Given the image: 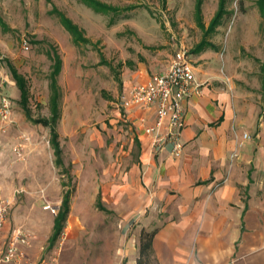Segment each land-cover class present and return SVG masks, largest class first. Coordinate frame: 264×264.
<instances>
[{"label": "crops", "instance_id": "1", "mask_svg": "<svg viewBox=\"0 0 264 264\" xmlns=\"http://www.w3.org/2000/svg\"><path fill=\"white\" fill-rule=\"evenodd\" d=\"M260 7L264 14V0ZM215 26L208 24L207 30ZM179 44L184 43L172 33L169 41L125 50L119 62L121 94L98 128L84 127V138L74 143L76 160L83 162L76 175L83 191L70 194L63 227L72 254L78 249L94 254L89 264H136L142 230L155 231L152 256L158 264H264V109L245 102L213 59H206L208 43L202 40L191 50L199 85L183 100L178 156L170 144L158 147L145 132L155 118L153 107L122 105L121 95L163 71ZM23 114L17 129L28 140L7 128L0 142V198L10 202L0 227V252L16 229L36 236L17 244L22 257L0 264H50L43 254L57 239L52 241L55 215L50 217L42 202L61 205L64 183L54 170L49 125L42 121L49 118ZM60 118L59 109L55 131L62 155ZM88 205L107 219L100 242L80 246L84 224L76 211L85 212Z\"/></svg>", "mask_w": 264, "mask_h": 264}, {"label": "rangeland", "instance_id": "2", "mask_svg": "<svg viewBox=\"0 0 264 264\" xmlns=\"http://www.w3.org/2000/svg\"><path fill=\"white\" fill-rule=\"evenodd\" d=\"M98 1L106 4L108 10L97 12L84 0H0V91L10 100L12 119L10 123L0 119V142L7 128H16L19 138L24 134L17 129L24 112L18 103L19 90L8 64L16 67L27 82V107L31 115L49 118L50 73L57 52L61 58L56 77L61 111L57 131L64 166H55L54 170L64 183V190L71 189V196L77 188L83 191V181L76 178L82 173L83 162L76 160L74 143L84 138L87 133L84 127L98 128L102 116L121 94H118L119 62L123 52L133 45L169 41L173 33L177 41L189 48L192 58V48L205 40L208 43L203 50L206 59H213L245 102L264 109L262 0H227L226 13L212 31L207 27L218 9V0H201L199 13L197 0ZM59 13L71 19L88 42L75 41L61 23ZM48 138L49 128L44 126L43 139ZM3 152L0 143V157ZM66 167L70 177L62 170ZM45 204L57 207L60 202H42L43 210L51 217L54 214L43 207ZM88 206L90 211L86 213L76 211L84 224L78 239L80 246L97 245L102 224L107 219L103 213L91 212L93 208ZM17 213L24 214L18 210ZM64 227L53 245L44 249L43 257H49L50 264H89L94 254H84L81 249L72 254L65 242L67 229ZM29 234L32 242L36 235L32 231Z\"/></svg>", "mask_w": 264, "mask_h": 264}, {"label": "built area", "instance_id": "3", "mask_svg": "<svg viewBox=\"0 0 264 264\" xmlns=\"http://www.w3.org/2000/svg\"><path fill=\"white\" fill-rule=\"evenodd\" d=\"M198 85L189 48L184 44H179L168 66L163 71L153 74L146 83L133 86L127 93L122 94L121 102L123 107L133 105L153 107L155 118L151 125L145 126V132L152 136V141L158 147L170 144L172 154L178 156L182 149L180 131L184 125L183 100L192 91H197ZM1 86L2 80L0 89ZM0 119L4 123L12 121L10 100L1 91ZM165 120L166 123H164ZM163 128L164 131H161ZM243 137H248V135L244 133ZM20 138L28 140L25 134H21ZM9 206V200L0 198V227L6 221ZM43 207L49 209L54 215L59 209V206L51 204H45ZM29 240L30 234L25 231L16 229L11 232L4 249L0 252V260L11 261L22 257L23 253L17 249V244H29Z\"/></svg>", "mask_w": 264, "mask_h": 264}, {"label": "trees", "instance_id": "4", "mask_svg": "<svg viewBox=\"0 0 264 264\" xmlns=\"http://www.w3.org/2000/svg\"><path fill=\"white\" fill-rule=\"evenodd\" d=\"M227 0H220L218 9L215 15L212 17L209 28L212 29L216 24L220 23L221 18L226 13L225 3ZM84 2L90 5L97 12H105L108 10V6L98 0H84ZM197 13H199L200 3L197 2ZM60 21L63 26L67 29L69 34L73 37L75 41L88 42V39L82 35L81 30L78 26L71 21L64 14L59 13ZM199 20V19H198ZM201 24V23H200ZM9 72L11 77L13 78L18 90H19V104L23 109L26 117L30 118L31 113L27 107L28 102V86L25 78L21 75L16 67L11 64H8ZM61 69V58L59 54L56 52L53 56V64L50 73V97H49V105H50V117L48 120L43 119V123L49 125L50 128V144L53 149L55 163L57 166L63 167V159L61 155V149L59 147V143L57 140V133L55 131V123L59 116V89L56 82V77L59 74ZM66 174H69V168L62 169ZM69 176V175H68ZM71 189L68 188L64 190L62 202L59 206L57 213L55 214L54 219V232L52 236V241H54L58 235L61 233L63 224L66 220L68 211H69V199H70ZM154 230L146 231L142 230L140 234V242L138 248V256L136 259V264H158L156 259L152 256V241L154 237Z\"/></svg>", "mask_w": 264, "mask_h": 264}]
</instances>
